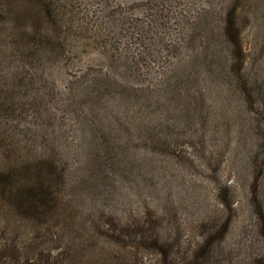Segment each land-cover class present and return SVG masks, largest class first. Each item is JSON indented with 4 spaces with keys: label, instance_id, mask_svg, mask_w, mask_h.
I'll list each match as a JSON object with an SVG mask.
<instances>
[{
    "label": "trees",
    "instance_id": "obj_1",
    "mask_svg": "<svg viewBox=\"0 0 264 264\" xmlns=\"http://www.w3.org/2000/svg\"><path fill=\"white\" fill-rule=\"evenodd\" d=\"M196 1L202 7L193 13ZM240 1L219 0L214 7V0H0V264H86L83 257L101 246L96 241L84 246L88 231L110 245L106 264H145L143 255L149 252L167 262L169 245L151 220L132 224L102 214L84 233L72 228L79 202L66 198L63 190L78 169L68 168L75 145L64 143L63 136L74 127L76 132L96 129L99 149L92 178L109 181L116 171H125L123 139L111 133L142 127L151 114L164 117L159 104H152L158 88L133 83L127 76L146 66L157 46L169 54L192 50L190 60L171 63L157 85L173 78V70L183 64L173 91L188 102L187 124L196 121L203 130L217 132L209 110L215 89L206 83L218 87L222 79L257 114L245 78L248 54ZM208 13L217 18L212 30L201 25ZM207 31L216 32L215 42ZM75 47L103 56L113 71L79 69L59 98L52 87L41 84L44 69L66 62ZM195 58L202 60L195 65ZM183 112L181 108L175 115ZM263 116L256 119L260 126ZM260 135L263 139L264 132ZM164 140L154 134L144 146L156 144L179 157ZM72 232L77 236L67 239Z\"/></svg>",
    "mask_w": 264,
    "mask_h": 264
},
{
    "label": "rangeland",
    "instance_id": "obj_2",
    "mask_svg": "<svg viewBox=\"0 0 264 264\" xmlns=\"http://www.w3.org/2000/svg\"><path fill=\"white\" fill-rule=\"evenodd\" d=\"M218 4L219 0H214V7ZM240 4H244L241 28L248 54L245 78L256 100L253 109H257V114L230 88L228 79H222L218 87L206 83L208 88L215 89L209 110L213 112L217 132L212 133L211 127L203 130L196 121L187 124L191 117L186 114L188 102L177 99L173 91L183 64L173 70V78L157 85L160 75L171 69L170 64L178 59L189 61L192 50L169 54L160 46L152 48L151 56H145L147 65L140 66L139 72L129 71L127 76L133 83L158 88L151 96L155 101L152 104H159L164 117L151 114L142 127L111 133L117 140L123 139L122 150L127 155L125 171H116V177L109 181L92 178L99 149L94 140L96 129L78 128L76 132L74 127L63 136L64 143L75 145L67 164L69 169L74 166L78 171L63 190L66 198L79 202L72 225L75 231L84 233L90 221H97L102 214H113L132 224L151 220L163 241L167 240L171 254L165 262L161 254L145 253V264H264V136L262 139L260 135L264 126L256 120L264 114V0H241ZM200 7V1H196L191 12L199 11ZM216 23L212 13L201 19V25H209V30ZM207 32L209 40L215 42L216 32ZM197 53L201 55L200 51ZM201 60L195 58V65ZM86 67L113 71L103 56L75 47L66 62L44 69L46 80L41 84L52 87L63 98L71 76ZM181 108L183 114L176 116ZM53 115L58 117V113ZM68 120L71 116L67 124ZM168 123L171 130L166 128ZM154 134L162 141L167 139L173 146L171 152L176 150L179 157L164 153L156 144L146 148L144 141ZM69 236L67 239L77 233ZM82 238L84 246L89 242L101 243L83 261L106 264L110 245L90 231ZM113 250L127 255L125 250Z\"/></svg>",
    "mask_w": 264,
    "mask_h": 264
}]
</instances>
